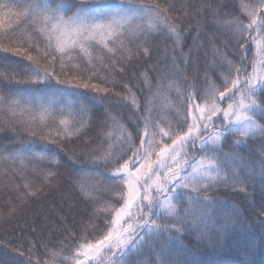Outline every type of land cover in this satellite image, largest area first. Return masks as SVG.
Masks as SVG:
<instances>
[{"label": "snow or ice", "instance_id": "obj_1", "mask_svg": "<svg viewBox=\"0 0 264 264\" xmlns=\"http://www.w3.org/2000/svg\"><path fill=\"white\" fill-rule=\"evenodd\" d=\"M0 53V226L13 199L41 225L0 264H221L264 237V0H0Z\"/></svg>", "mask_w": 264, "mask_h": 264}, {"label": "trees", "instance_id": "obj_2", "mask_svg": "<svg viewBox=\"0 0 264 264\" xmlns=\"http://www.w3.org/2000/svg\"><path fill=\"white\" fill-rule=\"evenodd\" d=\"M234 3L238 4L239 0H233ZM5 24L7 25V21H5ZM7 30V29H6ZM5 54L0 53V56H3ZM7 63H24L20 58L9 55ZM71 91L75 92V89H72ZM158 105L161 102H157ZM94 135V133H93ZM11 143H16L17 146L20 142H10V141H3L0 140V148L10 145ZM91 165H85L84 166V173H89L91 170ZM62 171V177H61V185L60 190L57 192L52 193L48 200L44 203V207L47 208L49 203H51L53 200L59 201V198L61 194H67L70 190V186L67 184V181L70 176L75 177L79 173V168L72 170L69 169L68 171ZM103 171V170H101ZM85 179H88V176H84ZM221 199H230L231 197L225 196L224 193L219 194ZM13 203L16 204L17 208L19 209L16 219L13 220L12 225L10 226H0V242H4L7 240L15 241L20 236V230L19 228L15 227L16 221L19 220L22 224L24 222H27L29 225L31 224L33 219L37 220V226L38 228L41 227L39 219L37 218V212L39 210L38 204H30L29 206H23L20 205L18 201L13 199ZM84 206L81 205V208ZM8 211V201L5 199V194L2 190H0V213H4ZM103 223L100 224V227L103 228ZM256 235L254 240V245L251 247L248 251V253L245 255L244 253L240 252L239 250L236 251H229L223 254L222 256L218 257V259L221 261V264H237L238 261L242 259L247 260H254L255 264H264V237H261L259 234L258 229H255ZM25 238L32 239L31 232H25ZM37 240L39 239H47V234H45L43 237L39 235V232L37 236L35 237ZM55 242V241H53ZM27 247V245H25ZM43 249H41V252ZM5 252L6 249L3 247H0V260H3L5 258Z\"/></svg>", "mask_w": 264, "mask_h": 264}]
</instances>
